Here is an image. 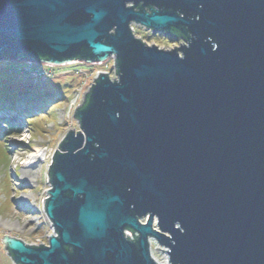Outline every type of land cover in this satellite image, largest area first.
<instances>
[{"label": "water", "instance_id": "1", "mask_svg": "<svg viewBox=\"0 0 264 264\" xmlns=\"http://www.w3.org/2000/svg\"><path fill=\"white\" fill-rule=\"evenodd\" d=\"M107 58L52 156L53 233L5 235L11 260L158 264L153 241L166 264H264V0H0V61Z\"/></svg>", "mask_w": 264, "mask_h": 264}, {"label": "rangeland", "instance_id": "2", "mask_svg": "<svg viewBox=\"0 0 264 264\" xmlns=\"http://www.w3.org/2000/svg\"><path fill=\"white\" fill-rule=\"evenodd\" d=\"M131 28L147 45L169 50L185 44L179 37L153 33L137 23ZM51 65L0 61V264H16L2 242L5 235L33 244L53 233L43 209L50 189L51 156L60 150L69 130L79 132L73 113L97 73L114 77L113 58ZM41 106L45 107L40 110ZM33 146L46 148L47 158L23 169L19 162ZM158 247L151 241V255L166 264V255Z\"/></svg>", "mask_w": 264, "mask_h": 264}, {"label": "bare ground", "instance_id": "3", "mask_svg": "<svg viewBox=\"0 0 264 264\" xmlns=\"http://www.w3.org/2000/svg\"><path fill=\"white\" fill-rule=\"evenodd\" d=\"M67 63H70V61L69 62L66 61V63L62 64V65H66ZM42 65H44V66L45 65L52 66L49 63H45V64H42ZM16 119L17 118H15V120ZM47 155H48V152H47L46 148L40 147V146L39 147L38 146H33L32 150L29 152V154L26 155L22 159V161L19 162L20 163V167L23 168V169H30L32 167L38 166L41 161H44L47 158ZM52 156H51L50 164H51V161H52ZM50 164H49L48 168L50 167ZM158 264H162V263L158 262Z\"/></svg>", "mask_w": 264, "mask_h": 264}, {"label": "built area", "instance_id": "4", "mask_svg": "<svg viewBox=\"0 0 264 264\" xmlns=\"http://www.w3.org/2000/svg\"><path fill=\"white\" fill-rule=\"evenodd\" d=\"M132 29V28H131ZM46 63V62H45ZM45 63H41V64H45ZM32 64V63H31ZM113 71H114V69H113ZM114 77H115V71H114ZM114 77H112V78H114ZM130 235V234H129ZM48 236L47 237H45V238H43L42 240L41 239H36V242H34L33 244H31V245H44V244H47V242H48Z\"/></svg>", "mask_w": 264, "mask_h": 264}, {"label": "flooded vegetation", "instance_id": "5", "mask_svg": "<svg viewBox=\"0 0 264 264\" xmlns=\"http://www.w3.org/2000/svg\"><path fill=\"white\" fill-rule=\"evenodd\" d=\"M163 35H166V36H174V37H179V38H181V39H183L179 34L177 35L176 34V32H170V33H168V34H163ZM82 102H83V100H82ZM82 102L80 103V104H82Z\"/></svg>", "mask_w": 264, "mask_h": 264}, {"label": "trees", "instance_id": "6", "mask_svg": "<svg viewBox=\"0 0 264 264\" xmlns=\"http://www.w3.org/2000/svg\"><path fill=\"white\" fill-rule=\"evenodd\" d=\"M176 34L178 35L179 33H177L176 32ZM170 37H172V36H170ZM173 38H175L174 36H173ZM45 106H41L39 109L41 110V109H43ZM36 119V118H35Z\"/></svg>", "mask_w": 264, "mask_h": 264}, {"label": "clouds", "instance_id": "7", "mask_svg": "<svg viewBox=\"0 0 264 264\" xmlns=\"http://www.w3.org/2000/svg\"><path fill=\"white\" fill-rule=\"evenodd\" d=\"M60 151V150H59Z\"/></svg>", "mask_w": 264, "mask_h": 264}]
</instances>
